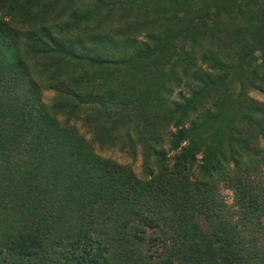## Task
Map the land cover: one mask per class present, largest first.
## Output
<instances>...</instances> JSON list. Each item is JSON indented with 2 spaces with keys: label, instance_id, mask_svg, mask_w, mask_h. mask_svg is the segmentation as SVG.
Wrapping results in <instances>:
<instances>
[{
  "label": "trees",
  "instance_id": "obj_1",
  "mask_svg": "<svg viewBox=\"0 0 264 264\" xmlns=\"http://www.w3.org/2000/svg\"><path fill=\"white\" fill-rule=\"evenodd\" d=\"M250 89L264 0H0V264H264ZM82 112L144 146L146 179L60 122Z\"/></svg>",
  "mask_w": 264,
  "mask_h": 264
},
{
  "label": "rangeland",
  "instance_id": "obj_2",
  "mask_svg": "<svg viewBox=\"0 0 264 264\" xmlns=\"http://www.w3.org/2000/svg\"><path fill=\"white\" fill-rule=\"evenodd\" d=\"M143 37L140 38L142 40ZM40 94L39 100H41L46 105H52L56 99L61 97L58 94V91L55 89L46 88V86L39 87ZM180 90H177L174 99H178L180 97ZM250 95L255 98L261 106L264 107V92L250 89ZM96 105L93 104L91 107H87L89 109V113L95 112ZM92 109V110H91ZM92 118L87 117L83 112L79 115V117L74 118L67 122L68 120L65 117H60V122L62 124H68L69 128L74 129L78 132L84 139L87 145H89L94 152H96L101 157L112 161L117 166L123 167L127 170H130L136 177L143 180L146 179L145 174V149L144 146L136 140V138L131 137L132 144L131 148H127L125 145L128 143L126 141H121L119 139H113L109 133L105 130L101 129L102 126H98L95 121H91ZM144 139V138H143ZM139 139V140H143ZM158 144L163 147V149H168V139L167 137H157ZM261 147H264V140L261 142ZM176 153L170 154L168 157L171 159L170 163L173 164L172 159H174ZM156 168V167H155ZM221 194L223 195L226 202L229 204L233 203L234 194L232 190H230L225 185H221ZM146 237H151L157 235L153 230H148L146 233ZM149 244H147L142 249H138L137 253L139 258L145 260L147 264L150 262V258H152L153 254L151 249L149 248ZM153 250V249H152ZM150 257V258H149ZM159 257V256H158ZM158 257L155 258V264H159Z\"/></svg>",
  "mask_w": 264,
  "mask_h": 264
}]
</instances>
